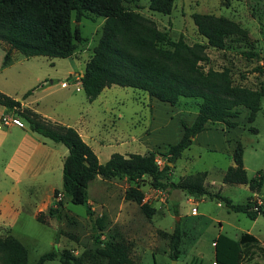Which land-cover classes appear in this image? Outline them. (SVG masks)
<instances>
[{
  "label": "rangeland",
  "instance_id": "rangeland-1",
  "mask_svg": "<svg viewBox=\"0 0 264 264\" xmlns=\"http://www.w3.org/2000/svg\"><path fill=\"white\" fill-rule=\"evenodd\" d=\"M123 5L152 21L158 30L167 34L169 41L181 38L188 45H205V40L197 34L192 23L191 15L194 13L221 16L235 22L246 32V36L228 38L223 50L206 47L208 60L201 66L204 70L228 68L233 84L238 86L250 89L264 86V72H257L264 62V0H174L169 15L148 10L147 0H124ZM102 23V18L91 15L78 24L72 21L71 26L77 25L79 28L81 40L75 43L73 56L51 59L54 71L60 75L67 71L76 72L77 75L82 73L100 36ZM63 82L69 84L63 93L70 97L71 103L62 108L68 115L65 122L74 126L77 109L87 115L86 126L93 140L90 148L95 151L100 164L111 154L121 152L118 142L128 139L119 130H127L129 126L133 127L130 130L134 135L144 129L142 135L150 137L153 143L150 148H140L139 152L149 149L163 153L167 145L174 144L180 138V123L190 122L195 114V103L198 102L180 98L175 107H170L149 99L138 90L111 86L88 104L81 90L74 91L73 81ZM70 90L73 92L70 93ZM49 104V99L41 102L43 106ZM246 114V110L240 109L235 128L227 129L220 123L208 124L209 129L200 132L189 149L176 160L170 181L174 183L181 176L205 172V187L210 192L218 190L221 185L220 194L233 203L241 204L250 198L264 210V180L258 194H251L246 185H222L220 182L222 173L231 163L230 151L237 140L243 149L242 160L247 178L251 179L258 171L264 172V98L260 100V110L252 123L246 122ZM10 117L25 126L15 116ZM148 118L152 121L148 122ZM59 147L65 150L63 146ZM6 157L7 154L0 153L2 183L6 182L2 169ZM156 157L162 162L161 156ZM60 184L59 179L57 186L60 187ZM129 186L134 184L123 179L102 180L96 177L86 188L91 215L85 214L83 206L65 202L59 221L47 216V209L53 200L52 192L42 194L39 184L31 191L19 187V202L15 205L22 208L19 216L8 223L10 231L0 227V238L10 235L17 240L27 252L28 264H33L39 255L52 249L69 251L85 264H91L89 256L102 243L111 241L129 246L132 264H171L168 236L174 225L178 224L183 236L174 264H213L211 243L214 238L223 234L236 239L242 233H249L258 241L247 246L241 264H264L260 253L264 245V218L257 217L251 221L243 214L227 212L215 200L200 198L191 201L178 190L162 192L152 189L149 179L143 177L137 186L144 195V201L154 209L152 217L146 219L136 204L123 199V193ZM34 206L40 210L32 217ZM192 207L196 209L195 215L190 214ZM39 214L41 222L37 221ZM95 220L101 222V228L97 227ZM95 236H98V243L94 241ZM104 263V260H100L94 264ZM44 264L60 263L53 260Z\"/></svg>",
  "mask_w": 264,
  "mask_h": 264
},
{
  "label": "trees",
  "instance_id": "trees-1",
  "mask_svg": "<svg viewBox=\"0 0 264 264\" xmlns=\"http://www.w3.org/2000/svg\"><path fill=\"white\" fill-rule=\"evenodd\" d=\"M124 0H0V46L4 50L2 64L5 65L12 51L25 58L45 57L65 59L73 56L75 43L81 40L77 25L87 16L103 20L100 36L84 64L82 76L78 77L80 90L85 99L92 102L106 88L118 86L144 93L149 99L175 107L180 98L197 100L195 116L188 125L180 123L181 136L167 145L163 153L120 155L113 153L100 164L96 155L71 127L51 124L36 113L21 106L15 100L0 92V106L6 112L21 120L28 130L55 144L65 147L67 154L61 162L60 189L52 192V203L47 216L59 221L61 210L68 202L84 207L91 215L87 202V185L96 177L102 180L123 179L129 186L123 193L125 201L136 204L146 219L154 209L144 201L138 181L149 179L152 189L167 192L178 190L192 200L207 198L221 203L227 212L240 213L253 221L264 218V210L248 198L244 203H233L220 194L210 192L204 185L205 172L183 176L172 183L171 173L176 160L187 150L193 138L206 129V125L220 123L227 129L237 126L235 119L240 109L247 111L246 122L252 123L260 110L264 98V86L250 89L233 84L228 68L203 69L208 58L205 48L223 50L228 38L245 37L246 32L235 22L210 14L191 15L197 34L205 45L186 44L181 38L169 41L167 34L158 30L155 24L127 9ZM174 0H147V8L161 15H169ZM264 72V62L257 68ZM27 91L22 99L30 94ZM243 149L235 141L231 151L232 165L222 173L220 182L224 185H246L252 194H258L264 180V172L258 171L248 179L242 163ZM156 156L162 157L158 165ZM168 164H171L170 166ZM59 195V196H58ZM41 214L37 221L41 222ZM98 228L100 221L95 220ZM183 236L175 224L168 236V256L176 261ZM98 243V236L94 237ZM257 240L249 233H242L236 239L218 234L213 244V264H241L248 245ZM101 244V243H99ZM264 259V245L261 248ZM94 264H132L130 248L121 242H105L89 256ZM58 260L60 264H85L81 258L69 251L52 249L38 256L33 264H44ZM1 264H28L25 248L12 236L0 238Z\"/></svg>",
  "mask_w": 264,
  "mask_h": 264
},
{
  "label": "crops",
  "instance_id": "crops-1",
  "mask_svg": "<svg viewBox=\"0 0 264 264\" xmlns=\"http://www.w3.org/2000/svg\"><path fill=\"white\" fill-rule=\"evenodd\" d=\"M3 56L4 50L0 46V92L14 98L15 100L19 99L22 107L36 113L51 124L73 128L82 141L91 147L90 144L93 140L92 135L86 126L85 118L87 115L84 113L83 115L81 111L77 109V121L74 126H71L65 122L68 120V115L67 112L62 109L66 108L67 105L71 103L70 97L63 93L68 87L62 88L60 84L64 80L74 81L76 77H80L81 72L77 75L76 72L67 71L62 73L63 75H60L59 72L54 71L51 59H40L45 57L25 58L15 51L11 52L9 61L3 65ZM29 90H32L30 94L22 99L24 93ZM69 92L72 93L73 90H70ZM46 99L50 100V104L47 106L41 105V102ZM86 102L88 104L92 103L87 100ZM10 116H12V114L6 112L5 109L0 106V153L7 154L2 167L3 176L6 180V182L3 183L6 186L4 187V184L0 182V227L8 229V223L19 216V211L22 208L21 206L15 205V203L19 202L17 197L19 196V187L29 188L28 191H31L33 187L39 184L42 186V194L45 195H49L55 189H60L57 184L59 179L61 181V162L67 154L66 149L64 150L59 147L62 145L55 144L30 132L26 125L22 127H17L13 124L3 126L1 124V119ZM194 116L188 124L192 122ZM147 120L148 122L152 121L149 120V118ZM209 127L210 125H206L205 130L209 129ZM131 128L133 127L129 126L127 130H119V132H124L128 140L124 138L122 141L118 142L117 145L121 151L118 154H145L146 152H139V149H147L153 146L150 137L148 136L149 138H147L145 134L142 135L144 129L140 130L137 135H134L130 130ZM197 136L198 134L193 138L192 143L196 140ZM88 140H90V142ZM97 145H99V143H97ZM205 146H207V144H205ZM90 149L95 154L93 148ZM150 151L152 150L148 149L147 152ZM108 158L109 156L107 159ZM188 161L189 160L186 158V162ZM231 165L232 160L229 166ZM221 187V185L218 186L219 191ZM1 188L4 189L2 190ZM182 194L185 195L183 192ZM185 196L188 197L187 195ZM40 199L41 198L39 197L38 200ZM188 199L192 201L191 197H188ZM34 207L35 208L31 212L32 217L35 212L40 210L38 209V206ZM211 245L213 246L212 243Z\"/></svg>",
  "mask_w": 264,
  "mask_h": 264
},
{
  "label": "built area",
  "instance_id": "built-area-1",
  "mask_svg": "<svg viewBox=\"0 0 264 264\" xmlns=\"http://www.w3.org/2000/svg\"><path fill=\"white\" fill-rule=\"evenodd\" d=\"M73 82H74V86H75L74 90H75V91H79V90L81 89V88H80L79 78L76 77V78L74 79ZM60 86H61L62 88H66V87L69 86V84L66 83V82H62V83L60 84ZM1 124H2L3 126H7V125H10V124H15V125L18 126V127H22L21 123L18 122V120H15V119L12 118V117H4V118H2V119H1ZM156 163H157L158 165H161V161H160V160H157ZM58 196H59V195H58ZM190 214H191V215H195V214H196V209H195L194 207H192V208L190 209Z\"/></svg>",
  "mask_w": 264,
  "mask_h": 264
},
{
  "label": "water",
  "instance_id": "water-1",
  "mask_svg": "<svg viewBox=\"0 0 264 264\" xmlns=\"http://www.w3.org/2000/svg\"><path fill=\"white\" fill-rule=\"evenodd\" d=\"M82 76V74L80 75V77ZM17 101H20L19 99H17ZM169 166L171 165V164H168ZM172 263L171 264H174V262L175 261H171Z\"/></svg>",
  "mask_w": 264,
  "mask_h": 264
}]
</instances>
